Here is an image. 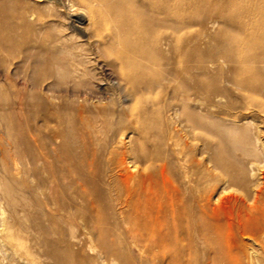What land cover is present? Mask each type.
I'll return each instance as SVG.
<instances>
[{"label": "bare ground", "instance_id": "obj_1", "mask_svg": "<svg viewBox=\"0 0 264 264\" xmlns=\"http://www.w3.org/2000/svg\"><path fill=\"white\" fill-rule=\"evenodd\" d=\"M48 1L66 9L80 37L20 55L12 100L28 121V136L19 131L16 141L35 182L34 209L49 214L61 247L49 257L74 264L81 255L71 248L93 253L94 244L102 264H264L242 241L264 244L262 193L247 207L227 192L246 188L253 175L244 160L262 156L264 2L234 13L219 8L231 0H92L106 14L86 37L83 9ZM254 14V24L246 21ZM249 30L255 36L243 37ZM249 113L262 121L226 128L219 119L241 122ZM194 132L214 139L208 163L228 185L216 202L236 210V225L213 206L204 177L193 178L197 161L182 142L197 139ZM54 213L65 216L64 228Z\"/></svg>", "mask_w": 264, "mask_h": 264}, {"label": "rangeland", "instance_id": "obj_2", "mask_svg": "<svg viewBox=\"0 0 264 264\" xmlns=\"http://www.w3.org/2000/svg\"><path fill=\"white\" fill-rule=\"evenodd\" d=\"M71 1L77 8L83 9L87 14V21L83 23V26L86 27L85 36L91 37L99 32L101 14H106V8L100 4H95L92 0ZM62 2L64 3V1ZM263 2L264 0H231L230 3L228 2L220 5L219 8L224 11L237 13L241 9L247 11L250 8L259 6ZM5 3H7V8H9V10L13 9L6 14L3 12V8L6 6ZM0 12V91H2L3 96L6 95L5 98L7 97L8 99L6 103L0 101L1 115H4L0 116V264H56L54 258L52 257V259L49 255L52 256L53 249L56 250L61 247L57 244V236L49 229V214L42 208L34 209V199L31 196V190L34 188L35 182L29 176L25 147L19 145L16 141L19 131L27 136L29 133L27 129L28 121L17 110L14 100H12L14 99L13 73L16 72L17 66L20 65L19 63L21 60L18 58L20 55H25L29 52H32L34 55L39 50L49 47H56L57 49L60 47H69L68 41L79 35L71 31L70 24L72 22L66 9L60 8L55 2L50 3L48 0H0ZM256 18L257 15L254 14L246 19V21L250 20V23L254 24ZM222 26V21H219L218 25L213 30L209 31V38H211ZM251 31L252 30H249V33H243L242 36H255L256 33ZM5 40L9 43L13 41L15 45L18 46L8 48L3 44ZM62 42L64 43L62 44ZM76 42L73 43V45H76ZM81 43H77V45ZM211 44L213 48L219 47L218 42H211ZM26 71L28 72L29 69L25 68V72ZM195 107H200L198 99L195 100ZM212 111L214 112V109H212ZM223 111L225 115L228 112V110ZM242 114L244 113L242 112ZM19 115L22 116L19 117ZM244 117L248 119H246V121L242 120L241 122H237L236 120H232L231 122V119L226 118L224 115H220L219 119H221L222 124L225 125L226 128H228V126L240 128L244 122L250 120H254V122L257 123L258 121H262L261 118L255 114L249 113L244 115ZM227 121H229V123ZM38 125L42 126V123L38 122ZM262 127L264 128V125H262ZM262 130L264 131V129ZM194 134L197 139L194 141L183 140L182 142L183 147L185 143H187L189 147L187 155L197 161V166L193 167V178H199L200 176L204 177L205 182L209 184V190H215L212 201L213 206H217L220 209L219 211L222 217L225 218V221L236 225L238 223V213L236 210L226 209L223 204H220L218 201V203L216 202L219 195H221L224 190L226 191L228 189V185L224 184L226 178L218 171H215L212 165L208 163L209 158L212 159L215 152L213 146L214 139L211 136H202L198 132H194ZM200 136L208 141L207 148L203 146V142L201 143L199 141ZM263 139L264 135L260 140L261 144H255L256 148L262 153V156L257 159V162L256 160H244L250 171L249 174L253 175L249 177V183L246 188L232 187L227 190V192L233 190L231 194L236 195L245 206L252 204L251 202L253 201L255 192L256 194L262 193L261 197L264 198ZM21 151H23L24 154H21ZM144 167L145 166L138 165L137 168L142 170ZM194 175L196 177H194ZM170 176H173L172 178L174 179L173 172H171ZM38 199H40V202L42 201L41 196H38ZM41 213L44 214L43 217H41ZM38 214H40L39 217ZM54 215L56 218L60 217L61 219L58 221V228H64L65 225L63 223L65 216L62 214L59 215L58 213H54ZM77 229L82 234L87 233V230L82 227L80 222ZM51 235L55 239H53ZM243 239L242 241L246 245V250L248 248V253L255 252V257H264V244L255 245L249 238L244 237ZM91 247L94 249L93 253H88L87 249L83 247H72L71 249L75 253L81 255V258L74 264H102L101 259L96 257L98 256L97 248L94 244H92ZM121 247H123L122 244ZM50 252L52 253L50 254ZM137 256L138 251L136 249L132 259ZM129 261L131 262V260ZM103 264H118V262L114 263L112 260H108Z\"/></svg>", "mask_w": 264, "mask_h": 264}]
</instances>
